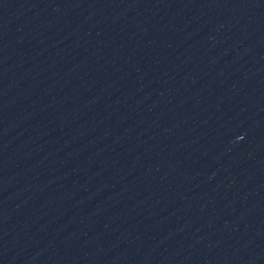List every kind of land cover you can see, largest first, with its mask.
Instances as JSON below:
<instances>
[{"label":"water","instance_id":"1","mask_svg":"<svg viewBox=\"0 0 264 264\" xmlns=\"http://www.w3.org/2000/svg\"><path fill=\"white\" fill-rule=\"evenodd\" d=\"M0 264H264V0H0Z\"/></svg>","mask_w":264,"mask_h":264}]
</instances>
